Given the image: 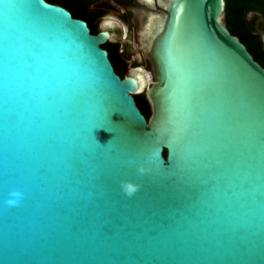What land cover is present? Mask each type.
<instances>
[{
    "label": "water",
    "instance_id": "obj_1",
    "mask_svg": "<svg viewBox=\"0 0 264 264\" xmlns=\"http://www.w3.org/2000/svg\"><path fill=\"white\" fill-rule=\"evenodd\" d=\"M224 9L152 12L150 84L103 47L121 21L0 0V264H264V67Z\"/></svg>",
    "mask_w": 264,
    "mask_h": 264
},
{
    "label": "flooded vegetation",
    "instance_id": "obj_2",
    "mask_svg": "<svg viewBox=\"0 0 264 264\" xmlns=\"http://www.w3.org/2000/svg\"><path fill=\"white\" fill-rule=\"evenodd\" d=\"M113 1L123 10L121 18L128 27V38H124V30L120 24L119 26L121 28L119 30V35L115 28L118 26L117 24L114 27H108V30L113 35L110 40L118 42L119 38H121V41L119 40L121 43L130 40L133 45L132 42L133 39H135V42L138 45V50L134 51L131 45V49L127 50L126 53V56L129 58L128 61L133 59L131 64L132 68L145 67L146 70L151 71L150 62L144 54L142 46V25L144 21L147 22L152 12L163 13L167 0ZM92 7L105 11L108 9L107 5L104 4V0L93 2ZM152 9L155 10L152 11ZM105 15L106 13L100 19ZM222 23L247 47L253 58L264 67V0H225ZM121 51H124L122 45ZM136 60L138 62L137 65L134 64Z\"/></svg>",
    "mask_w": 264,
    "mask_h": 264
},
{
    "label": "trees",
    "instance_id": "obj_3",
    "mask_svg": "<svg viewBox=\"0 0 264 264\" xmlns=\"http://www.w3.org/2000/svg\"><path fill=\"white\" fill-rule=\"evenodd\" d=\"M52 3H59L67 7L74 15V17L85 19L93 34L98 33L103 30L105 27L99 24L100 18L106 13L105 10L92 7V3L97 0H47ZM119 33L120 26L118 24L115 27ZM120 35V33H119ZM121 38H119L120 40ZM110 40L105 45L109 51L110 58L112 63L117 71L121 75V77H125L130 74L128 68V57L126 56L127 50L131 49V41L127 40L126 42L121 43ZM121 45L123 46L124 51H121ZM135 65L138 64L137 60L134 62ZM136 103L141 109V111L145 114L147 118L151 116V105L146 97L145 93L135 95ZM166 154V153H165Z\"/></svg>",
    "mask_w": 264,
    "mask_h": 264
},
{
    "label": "rangeland",
    "instance_id": "obj_4",
    "mask_svg": "<svg viewBox=\"0 0 264 264\" xmlns=\"http://www.w3.org/2000/svg\"><path fill=\"white\" fill-rule=\"evenodd\" d=\"M104 4L107 5L108 9H107V11H106V15H105L102 19H104V18H110V17H111V18H115V19L121 21L125 26H127V25L122 21V18H121V14H122L123 10L120 9V7L117 6L116 3H115L113 0H104ZM102 19H100V21H101ZM100 21H99V22H100ZM132 46H133V48L135 49V51L138 50V45L136 44L135 39H133V45H132ZM132 62H133V59H130V60L128 61V68H129V71H132V70H137V71H143V70H146L145 67H136V68H132V66H131ZM146 71L149 72V70H146ZM149 73H150V72H149ZM150 75H151V81H150V84H151V82H152V74L150 73ZM150 84H149V85H150Z\"/></svg>",
    "mask_w": 264,
    "mask_h": 264
},
{
    "label": "clouds",
    "instance_id": "obj_5",
    "mask_svg": "<svg viewBox=\"0 0 264 264\" xmlns=\"http://www.w3.org/2000/svg\"><path fill=\"white\" fill-rule=\"evenodd\" d=\"M127 191L129 192V194H131L132 189L129 187Z\"/></svg>",
    "mask_w": 264,
    "mask_h": 264
}]
</instances>
